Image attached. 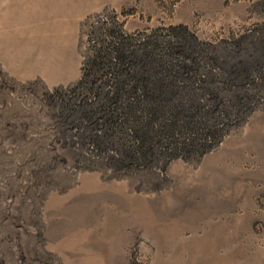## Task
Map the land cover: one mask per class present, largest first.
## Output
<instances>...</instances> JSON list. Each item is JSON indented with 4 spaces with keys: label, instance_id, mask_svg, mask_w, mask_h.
I'll list each match as a JSON object with an SVG mask.
<instances>
[{
    "label": "rangeland",
    "instance_id": "obj_1",
    "mask_svg": "<svg viewBox=\"0 0 264 264\" xmlns=\"http://www.w3.org/2000/svg\"><path fill=\"white\" fill-rule=\"evenodd\" d=\"M152 40L197 70L173 99L202 125L126 167L73 88L101 48ZM0 264H264V0H0Z\"/></svg>",
    "mask_w": 264,
    "mask_h": 264
},
{
    "label": "bare ground",
    "instance_id": "obj_2",
    "mask_svg": "<svg viewBox=\"0 0 264 264\" xmlns=\"http://www.w3.org/2000/svg\"><path fill=\"white\" fill-rule=\"evenodd\" d=\"M147 39L150 40L151 37L148 36ZM170 45L159 40L142 41L130 52L123 47L109 49L105 46L98 50L95 58L84 64L81 78L73 88L74 95L78 90H86L89 96L100 100L95 110L90 107L91 102L84 105L90 107L89 115L98 113L105 118L108 127L104 133L106 140L115 138V134H118L121 143H129L123 150V166L135 164L140 167L151 164L154 158L153 149L162 145L167 149L166 161L180 157V142L177 138L194 133L201 124L198 116L204 108L200 101L190 99L182 102L177 99L175 102L173 99L186 89L181 79L197 70L168 63L170 61L167 60V51ZM117 59L120 61L118 64ZM108 74L113 76L112 81L110 80L112 83L106 81L103 86L95 88L100 80L99 76ZM224 122H229V119ZM223 126L224 123L218 121L207 126L213 141L209 139L199 145L202 154L220 141L223 137L220 136ZM187 140L188 144L181 143V147L190 146L196 150L198 143L195 139Z\"/></svg>",
    "mask_w": 264,
    "mask_h": 264
}]
</instances>
